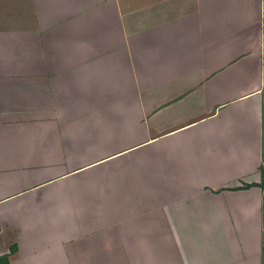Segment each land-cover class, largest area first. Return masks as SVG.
I'll use <instances>...</instances> for the list:
<instances>
[{
	"label": "crops",
	"instance_id": "0c3cea01",
	"mask_svg": "<svg viewBox=\"0 0 264 264\" xmlns=\"http://www.w3.org/2000/svg\"><path fill=\"white\" fill-rule=\"evenodd\" d=\"M0 261L264 264V0H0Z\"/></svg>",
	"mask_w": 264,
	"mask_h": 264
},
{
	"label": "trees",
	"instance_id": "16d2710c",
	"mask_svg": "<svg viewBox=\"0 0 264 264\" xmlns=\"http://www.w3.org/2000/svg\"><path fill=\"white\" fill-rule=\"evenodd\" d=\"M246 186H249V184H246Z\"/></svg>",
	"mask_w": 264,
	"mask_h": 264
},
{
	"label": "rangeland",
	"instance_id": "374dc122",
	"mask_svg": "<svg viewBox=\"0 0 264 264\" xmlns=\"http://www.w3.org/2000/svg\"><path fill=\"white\" fill-rule=\"evenodd\" d=\"M0 264H1V261H0Z\"/></svg>",
	"mask_w": 264,
	"mask_h": 264
}]
</instances>
